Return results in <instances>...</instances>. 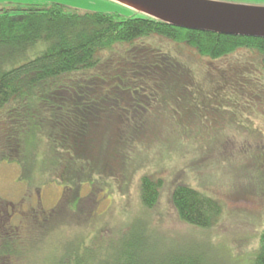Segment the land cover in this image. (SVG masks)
<instances>
[{"label":"trees","instance_id":"16d2710c","mask_svg":"<svg viewBox=\"0 0 264 264\" xmlns=\"http://www.w3.org/2000/svg\"><path fill=\"white\" fill-rule=\"evenodd\" d=\"M120 4L133 14L70 11L56 3L0 12V163H17L29 178L38 170L31 184L66 179L75 192L89 183L92 189L104 186L110 177L119 178L128 191L141 143L152 147L158 136L155 124L147 121L158 104L149 100L162 96L161 107L167 108L168 97L186 101L198 91L194 80L215 78L213 72L198 75L196 64L189 65L174 44L209 62L252 53L264 66L262 37L186 29ZM232 67L222 75L240 83L243 76H232L238 69ZM142 106L146 110L138 113ZM45 126L51 129L50 148L44 143L30 148L26 137ZM46 150L50 158L39 160ZM162 187L161 178L144 174L143 208L157 205ZM171 198L179 219L192 226L212 228L223 212L217 200L185 184L177 185ZM61 210L41 213L46 217ZM10 215L0 226V263L27 264L29 246L22 231L28 225L23 216L11 222ZM46 226L45 220L33 223V249ZM80 236L47 255L48 264H218L198 249L155 251L153 232L138 219L115 234L97 233L91 242ZM252 264H264V229Z\"/></svg>","mask_w":264,"mask_h":264},{"label":"rangeland","instance_id":"374dc122","mask_svg":"<svg viewBox=\"0 0 264 264\" xmlns=\"http://www.w3.org/2000/svg\"><path fill=\"white\" fill-rule=\"evenodd\" d=\"M207 1L264 7V0ZM55 3L70 11L119 12L124 17L133 14L130 7L112 0H0V12ZM174 45L189 65L196 64L198 75L211 77L208 75L213 72L215 78L201 79V84L194 80L199 92L186 101L176 95L168 97L170 108L161 107L162 96L149 100L158 104L147 115L158 136L152 147L141 143V154L131 167L133 178L128 191L119 178L110 177L104 178V186L96 184L92 189L89 183L75 192L66 179L56 182L47 178L43 184H31L38 170L29 178L17 163H0V210L5 211L0 215V226L10 213L11 222L25 217L28 228L23 229L22 236L29 246L27 264H48L47 255L59 252L69 239L85 234L91 242L97 233L105 236L121 227L126 230L135 219L145 222L153 232L157 252L186 247L204 252L218 264H252L264 229V66L252 59V53L239 52L209 62L201 60L191 48ZM230 62L238 67L231 75L243 76L240 83L227 81L222 75ZM142 109L146 110L139 107L138 113ZM50 132L45 126L35 135H28L30 148L40 143L50 148ZM50 151L37 158H50ZM144 174L163 180L160 199L153 208L142 206L140 180ZM179 184L220 203L223 212L214 227H196L179 219L171 198ZM59 207V213L46 217L41 213ZM29 219L47 223L34 249L31 242L37 232Z\"/></svg>","mask_w":264,"mask_h":264},{"label":"water","instance_id":"95a60500","mask_svg":"<svg viewBox=\"0 0 264 264\" xmlns=\"http://www.w3.org/2000/svg\"><path fill=\"white\" fill-rule=\"evenodd\" d=\"M132 1L156 10L166 18L153 16L171 21L182 28L264 38V7L241 6L207 0Z\"/></svg>","mask_w":264,"mask_h":264},{"label":"bare ground","instance_id":"6f19581e","mask_svg":"<svg viewBox=\"0 0 264 264\" xmlns=\"http://www.w3.org/2000/svg\"><path fill=\"white\" fill-rule=\"evenodd\" d=\"M118 1H121V2H123V3H125V4H127V5H129V6L133 7V8H135V9H138V10L144 11V12H146V13H150V14H152V15H157V16H160V17L166 18L165 15H163V14L157 12L156 10H153L152 8H149V7H147V6L143 5V4H140V3H138V2H134V1H132V0H118Z\"/></svg>","mask_w":264,"mask_h":264}]
</instances>
